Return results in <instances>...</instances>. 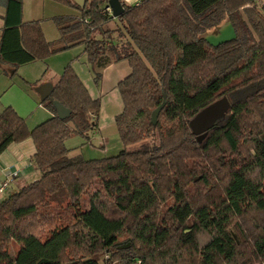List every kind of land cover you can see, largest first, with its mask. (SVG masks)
I'll return each instance as SVG.
<instances>
[{
  "label": "trees",
  "instance_id": "trees-1",
  "mask_svg": "<svg viewBox=\"0 0 264 264\" xmlns=\"http://www.w3.org/2000/svg\"><path fill=\"white\" fill-rule=\"evenodd\" d=\"M51 1L79 12L53 19L54 43L40 21L21 22L22 0H5L0 64L83 45L98 78L126 60L115 116L123 149L69 156L66 139H88L100 110L70 64L40 101L47 120L30 130L5 107L0 154L31 139L40 177L0 201V264H264V2L119 0L112 30L108 0ZM226 17L235 38L211 45L203 35ZM222 96L230 110L198 143L189 120ZM54 102L70 115L58 118Z\"/></svg>",
  "mask_w": 264,
  "mask_h": 264
},
{
  "label": "crops",
  "instance_id": "crops-1",
  "mask_svg": "<svg viewBox=\"0 0 264 264\" xmlns=\"http://www.w3.org/2000/svg\"><path fill=\"white\" fill-rule=\"evenodd\" d=\"M72 1L79 7H84L86 4V0ZM140 1L124 0V3L130 6L137 5ZM5 12V0H0V36L5 28ZM78 15V11L51 0H22L20 20L22 23L40 21L44 38L47 42L54 43L58 41L60 34L53 19L59 16ZM117 25V19L111 18L106 27L114 30ZM58 61H61L60 66L56 64ZM77 61L88 65L83 45L50 56L44 60H35L18 67L6 63L0 64V113L5 107H12L18 116L25 120L30 130L50 118L52 114L40 104L41 99L36 92V88L47 84L53 86L68 64L72 66L82 81L80 73L75 66ZM118 65H120L121 69L115 67ZM117 68L118 72H114ZM13 70H15V73L12 75ZM81 70L83 71V69ZM98 71H102L103 76H106L105 74L109 71L112 74L115 73L112 82L116 83L115 85L117 86L118 82L129 73L130 68L127 61L122 60L108 63L103 68L98 69ZM83 84L85 85V82ZM66 147L69 149V156H82L83 149L78 152L75 146ZM34 152L35 147L32 140L26 139L20 143L10 144L0 154V186L6 183L5 189L0 192V201L40 177V172L36 169L32 160ZM13 173L16 174L13 175Z\"/></svg>",
  "mask_w": 264,
  "mask_h": 264
},
{
  "label": "rangeland",
  "instance_id": "rangeland-1",
  "mask_svg": "<svg viewBox=\"0 0 264 264\" xmlns=\"http://www.w3.org/2000/svg\"><path fill=\"white\" fill-rule=\"evenodd\" d=\"M257 3H263L264 0H254ZM62 5V4H61ZM228 25H231L226 17L218 28H212L208 30L203 36H218L219 31L224 29ZM73 56L72 54H70ZM61 61L56 64L61 65ZM80 62V61H79ZM76 62V69H78L82 81L85 82L87 89L92 97H97L100 100V110L97 116V127L88 132L89 138L86 139L80 135H73L66 139V146H75L78 152L82 150V156L85 159L105 158L117 155L122 149L123 145L120 141L115 116L122 111L123 102L116 83L112 82V78L115 73L107 72L103 76V72L100 71V76L95 77L94 73L90 70L91 68L86 63ZM84 62V60H83ZM125 63V62H124ZM121 69L120 65L115 66ZM83 69V71L81 70ZM85 69V70H84ZM118 68L114 72L117 71ZM140 143L131 145L129 148L137 149ZM198 175H195L197 177ZM195 189V187H191ZM18 249V245L11 242L9 245V251L11 255H14Z\"/></svg>",
  "mask_w": 264,
  "mask_h": 264
},
{
  "label": "water",
  "instance_id": "water-1",
  "mask_svg": "<svg viewBox=\"0 0 264 264\" xmlns=\"http://www.w3.org/2000/svg\"><path fill=\"white\" fill-rule=\"evenodd\" d=\"M107 8L111 12V18H117L124 11L123 6L119 0H108ZM235 38V33L231 25H228L224 29L219 31L218 36L206 37V41L211 45H220L222 43L228 42ZM36 92L39 94L40 99L44 100L52 92V86L47 84L36 88ZM54 106L57 112V116L60 119L67 118L70 115V110L58 102H54ZM231 104L229 98L222 96L215 101L211 102L207 106L200 109L190 120L189 127L192 134L196 137L198 143L207 135V132L219 121L223 120L230 110ZM161 106L154 110L152 113V122H156Z\"/></svg>",
  "mask_w": 264,
  "mask_h": 264
},
{
  "label": "built area",
  "instance_id": "built-area-1",
  "mask_svg": "<svg viewBox=\"0 0 264 264\" xmlns=\"http://www.w3.org/2000/svg\"><path fill=\"white\" fill-rule=\"evenodd\" d=\"M108 11L110 12L109 8H107ZM111 13V12H110ZM16 173H13V175H15ZM6 187V183H4L3 185L0 186V192H2Z\"/></svg>",
  "mask_w": 264,
  "mask_h": 264
}]
</instances>
